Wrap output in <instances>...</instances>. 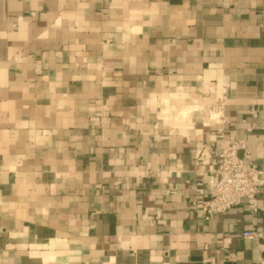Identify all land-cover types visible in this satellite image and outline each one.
Masks as SVG:
<instances>
[{"label":"crops","instance_id":"0c3cea01","mask_svg":"<svg viewBox=\"0 0 264 264\" xmlns=\"http://www.w3.org/2000/svg\"><path fill=\"white\" fill-rule=\"evenodd\" d=\"M263 135L264 0H0V264H255L264 175L199 204Z\"/></svg>","mask_w":264,"mask_h":264},{"label":"built area","instance_id":"2783aa9c","mask_svg":"<svg viewBox=\"0 0 264 264\" xmlns=\"http://www.w3.org/2000/svg\"><path fill=\"white\" fill-rule=\"evenodd\" d=\"M222 100L221 97L218 98L211 109H219ZM251 113L255 114L253 110ZM260 140L264 142V135ZM240 149H243L241 154L238 153ZM210 164L213 182L207 198L199 204L205 218L213 213L225 212L241 202H245L250 213L254 214L260 209L257 196L262 184L261 176L264 175V167L257 168L253 165L250 152L242 142H230L211 156ZM242 235L246 238L262 236L254 230L244 231ZM255 264H264V256Z\"/></svg>","mask_w":264,"mask_h":264}]
</instances>
